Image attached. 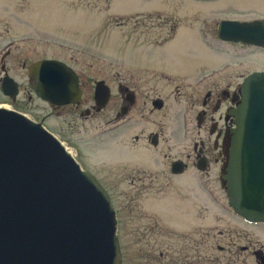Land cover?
Returning <instances> with one entry per match:
<instances>
[{
    "label": "rangeland",
    "instance_id": "rangeland-1",
    "mask_svg": "<svg viewBox=\"0 0 264 264\" xmlns=\"http://www.w3.org/2000/svg\"><path fill=\"white\" fill-rule=\"evenodd\" d=\"M18 1L27 14L24 17L27 26L38 34L36 58L44 53L45 45L39 43L48 41L51 48L63 43L64 50H71L68 54L78 51L81 60L95 62L102 68L112 67L117 80L123 82L130 74L134 79L146 76L142 68L154 54H163L161 61L166 74L191 73L208 63L212 67L207 73L215 77L221 61L237 60L228 57L226 51L236 53L238 47L217 39L220 21H264V0ZM158 10L166 13L163 18L138 16L141 11ZM202 37L213 42L212 48H206ZM238 49L244 52V74L264 67V59L260 60L264 49ZM201 73L196 74L195 80ZM190 84L194 81L182 84L161 81L160 96L150 94L147 99L150 113L143 116L135 108L130 130L118 132L121 137L116 135L110 140L107 137L105 145L96 144L99 142L96 130L72 135L65 131L61 118L52 117L47 122L63 146L99 172L94 173L95 177H102L107 187L111 181L117 185L116 191L105 190L103 195L108 203L107 215L114 224L109 244V253L114 252V258L110 264H262L251 251L261 250L264 256V228L249 226L232 217L227 196L218 183L212 194L200 187L193 196L185 190L184 178L171 180V162L191 152L193 143L200 138L197 133L177 129L183 119L184 95L179 97L175 87L187 88ZM153 98L163 101L162 109H151ZM33 106L35 110L38 105ZM39 109L35 114L50 111L46 107ZM156 125H162V129L156 131ZM150 134L158 135L157 147L144 140ZM136 136L143 140L137 142ZM130 156L133 161H142L146 156L148 173L157 176L154 184L142 192L130 186L132 173L120 161ZM242 247L248 250L243 251Z\"/></svg>",
    "mask_w": 264,
    "mask_h": 264
},
{
    "label": "flooded vegetation",
    "instance_id": "flooded-vegetation-1",
    "mask_svg": "<svg viewBox=\"0 0 264 264\" xmlns=\"http://www.w3.org/2000/svg\"><path fill=\"white\" fill-rule=\"evenodd\" d=\"M20 2L18 0H0V112L11 113L21 121L31 137L42 136L54 142L61 153L60 166L64 169L70 168L74 175L73 187L68 184L64 193L75 197L74 200H71L70 205L80 210L81 219L91 222L90 213L97 212L96 206L101 207L102 212H108L109 209H106L108 203L103 195H105V190H109L110 193L116 191L117 185L111 181L110 187H107L102 177H95L94 173L99 172L92 170L84 159L79 160L77 154L74 155L66 146H63L52 132L53 130L48 127L50 125L47 123L48 120L52 117L61 118L66 127L65 131L72 135L82 130H96L99 139L96 144L105 145L108 142L107 137H110L109 140L114 139L116 135L121 137L122 134H117L118 132L130 130L131 116L135 108L138 109L140 115L144 116L150 113L147 109V99L150 94L156 95V97L160 96L162 88L159 84L164 80L177 84L194 81V84H190L187 88H182L180 85L175 87V93L179 97L184 95L182 97L184 106L181 108L183 119L177 129L197 133L198 138L200 137L193 143L191 152L171 162V166L176 161L182 162L184 167L182 173L173 174L170 166L171 180L179 177L184 178L185 190H189L188 194L193 196H195V190L200 187L205 193L212 194V188L218 183L227 196L224 177L227 174L232 132L236 128L232 113L242 102L241 87L245 78L255 72L264 73V67H260L257 69L258 71L254 70L249 74H244L242 61L244 52L238 48L253 47L263 50L264 47L225 42L218 39L217 36L220 43L231 44L232 47L237 46L238 48H236V53L235 51H226L228 57L231 59L234 57L237 60L235 62L232 60L221 61L220 65L222 64V66L214 74L215 77H213V73H207L208 69L212 67V64L208 63L200 65L191 73L166 74V69L161 61L163 54H154L152 60L148 61L143 67L144 69L142 68L146 76L134 79L130 74L123 82L117 80V72L115 69L112 70V67L102 68L95 65V62L81 60L78 51L68 54L71 50H64L63 43L57 44L54 48H51L48 41L39 43L45 45L44 48L41 47L44 49V53L42 57L36 58L38 50L35 41L38 34L33 33L27 26V19L24 18L27 14L22 11ZM164 14L166 13L160 10L141 11L138 16L145 19L155 15L157 19H160ZM261 22L264 24V21ZM173 29L176 31V26ZM171 39L173 37L166 42ZM212 43L203 38V44L207 49L212 48ZM261 59L264 57H260ZM43 60L58 61L74 72L79 90V97L75 102L55 105L41 100L36 95L32 88L33 80L30 77V67ZM198 72L204 73H201L202 75L195 80ZM139 101L143 102L139 105ZM34 103L38 105L35 110L40 111L39 108L46 107L50 111L37 115L33 109ZM150 105L151 109L160 110L163 107V101L160 98H153L150 100ZM158 105L161 107L158 108ZM156 126V131L162 129V125ZM135 140L139 142L143 139L136 136ZM144 140L146 142L149 140L153 147L158 145L157 134H150ZM153 141H155V145ZM127 150L132 151L130 148ZM139 151L143 152L141 148ZM120 161H123L124 166L127 165V171L132 173L129 184L133 189L142 192L154 184V179L157 176L153 177L148 173L146 156H143L142 161H133L131 156ZM169 183L170 181L167 182V185ZM227 205L235 219L249 226L264 228L262 227L264 223L249 224L236 215L228 204V196ZM101 221L106 223L102 224L101 233L96 228L98 222L83 223V227L88 228L89 233H92L97 239L99 235L106 237L110 233L112 240L114 235L113 220L104 214ZM73 248L81 252L80 254L74 253L75 257L88 258L92 264H107L106 260L109 259L108 246L104 248L102 243L95 247L94 244L85 240L78 242ZM242 250L246 251L248 247H242ZM90 251L92 252L90 253ZM251 253L264 264L261 250H252ZM112 254L114 255V252Z\"/></svg>",
    "mask_w": 264,
    "mask_h": 264
},
{
    "label": "water",
    "instance_id": "water-1",
    "mask_svg": "<svg viewBox=\"0 0 264 264\" xmlns=\"http://www.w3.org/2000/svg\"><path fill=\"white\" fill-rule=\"evenodd\" d=\"M217 36L225 42L264 47V24L224 20ZM30 77L43 101L64 105L79 97L76 75L58 61L37 62L30 67ZM241 95L242 102L232 113L236 128L225 189L236 215L250 224L264 223V73L246 77ZM60 162L61 153L52 140L31 137L21 121L0 112V264H92L74 255L81 252L73 247L85 240L109 250L110 233L97 239L83 227L98 222L101 233L106 224L101 220L108 212L96 206L91 222L81 219L80 210L70 205L75 197L64 193L68 184L73 187L74 175ZM183 170L182 162L171 166L173 174ZM108 257L110 264L112 253Z\"/></svg>",
    "mask_w": 264,
    "mask_h": 264
}]
</instances>
